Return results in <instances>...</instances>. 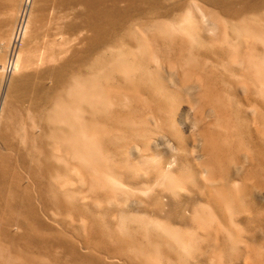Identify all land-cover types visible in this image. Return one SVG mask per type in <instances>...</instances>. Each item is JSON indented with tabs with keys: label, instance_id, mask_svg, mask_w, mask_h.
<instances>
[{
	"label": "bare ground",
	"instance_id": "obj_1",
	"mask_svg": "<svg viewBox=\"0 0 264 264\" xmlns=\"http://www.w3.org/2000/svg\"><path fill=\"white\" fill-rule=\"evenodd\" d=\"M6 1L0 0V13ZM133 1L55 0L53 7H47L49 1H44L45 6L39 7V17L27 21L26 25L22 12L16 19L13 16L8 20L11 29L5 36L14 43L13 46L16 44L11 47L14 50L11 71L25 70L27 73L21 79L12 80L14 101L6 97L4 86L0 88V264H172L165 263V252L159 249L157 242L162 241L165 246L177 245L175 232L167 229L166 222L158 225L162 233L152 230L157 225L135 227L140 231L139 236L149 243V249L131 248L127 253L105 250L108 242L127 244L114 231L116 226L127 228L130 222L159 220V216L130 217L121 213L114 225L111 220L97 217L99 210L94 207H100L101 216L108 212L110 219L115 218L117 211L106 210V205L118 189H126L120 179V167L131 161L126 156L118 159L116 154L119 151L125 155L120 143L125 145L127 141L123 138L116 145L114 143L125 136L126 130L130 135L132 127L111 126L120 133L106 138L109 133L100 125L103 119L111 120L114 125L120 116L118 112L125 110V107L117 106V98L125 95L132 102L154 108L159 124L168 128L171 134L174 131L171 111L161 117L163 105L172 102L166 101L168 90L156 84L144 86L149 68L141 71L139 63L143 55L136 49L145 46L151 47L156 55L158 52L173 54L181 65H185L186 61L196 59L194 49L206 46L194 35L181 36V32H186L180 19L159 23L163 26L160 37H156V33L136 34L131 26L126 30L124 21L118 18L129 14V7L138 5ZM263 2L242 1L243 8L227 28L234 38H254L250 44L230 47L232 53L236 48L242 49L238 59L243 69L231 73V76L239 74L241 81L227 79L226 86L230 89L226 90L225 81H211L210 69L207 78L197 65L191 69L202 84L198 101L215 106L201 131L208 142L212 143L215 129H211L209 121L215 120L219 124L226 119L233 122L231 129L235 135H244L250 144L253 143L252 133L246 130V120L252 118L260 124L254 127L255 132L264 139V90L260 88L264 85V56L252 54L257 48L258 37L264 34ZM120 3L124 5L120 6ZM77 5L82 8L78 10ZM77 11V18L65 21ZM2 20L0 17V25ZM30 25L32 34L29 33ZM140 27L146 26L142 23ZM164 42L165 49H158L157 46ZM73 43L81 44V50H76V45L70 50ZM31 68L36 69L35 83L29 71ZM238 86L243 90V98L238 97ZM233 100L235 102L230 106ZM112 101L115 102L108 107ZM224 129H227L225 124ZM257 143L263 145L261 141ZM257 150L259 158L250 155V159L258 168H264V155L258 144ZM220 152L224 149L218 148L217 155ZM216 167L219 168L217 162L212 164L209 174L214 186L200 194V198L215 210L218 208L210 200H226L229 191L236 189L235 182L227 176L226 183L223 178H218ZM160 177H167L162 168L155 172V180ZM150 183L151 179L140 187ZM205 212L200 223H217L209 210ZM67 215L76 219L78 226L72 227V222L65 218ZM189 215L192 217V212ZM55 222L61 223L62 227L56 226ZM82 229L87 236L81 237ZM149 236H156V240L150 241ZM215 240L210 247L212 256L195 264H223L220 245ZM251 262L255 264L254 259ZM258 262L261 264L260 258ZM244 264L249 263L245 260Z\"/></svg>",
	"mask_w": 264,
	"mask_h": 264
},
{
	"label": "rangeland",
	"instance_id": "obj_2",
	"mask_svg": "<svg viewBox=\"0 0 264 264\" xmlns=\"http://www.w3.org/2000/svg\"><path fill=\"white\" fill-rule=\"evenodd\" d=\"M44 1H49L46 4L47 7H53L55 0H8L2 5L0 88L1 85L4 86L6 97L12 101H14V92H11L12 80L21 79L27 72L25 70L20 73L11 71L13 65L11 55L14 51L11 47H15L16 44L13 46L14 43L9 42L10 38L5 36L11 29L8 20L13 16L16 19L22 12L21 16L25 18L26 25L27 21H33L39 17V7L45 6ZM242 1L244 0H135L133 4L138 5L129 7L130 13L118 18L119 21H124L126 30L128 26H131L136 34L156 33V37H160L163 31V26L159 23L180 19L186 32L180 31L181 36L184 37L187 33L194 35L206 46L202 49H194L196 59L186 61L185 65H181V61L173 54L158 52L156 55L151 47L145 46L136 49L143 55L139 63L141 71L145 67L149 68L144 86L156 84L159 88L168 90L166 101L172 100V102L163 105L161 117L164 118L171 111L173 134L168 128L159 124L160 119L155 116L154 108H147L140 102H132L125 95L116 97L115 100L117 106L125 107L122 113L118 112L120 116H117V122L114 125L109 119H103L100 122V125L109 133L106 138L120 133L117 128L111 126L127 129L132 127L130 135L126 130L125 136L114 143L116 145L123 138L126 139L125 145L120 143L125 155L119 151L116 155L118 159L126 156L131 164H123L120 167V179L126 189L122 191L118 189L116 196L106 205V210L109 209L113 213L117 211V216L110 219L108 212L101 216L100 207L94 206L96 210H99L97 217L106 221L111 220L114 225L118 223L121 213L130 217L136 215L161 218L148 222L133 221L127 228L116 226L114 231L127 241V244L108 242L105 246L106 251L127 253V250L131 248L149 249V243L139 236L140 231L135 230V227L142 229L157 225L156 228L153 226L152 230L162 233L158 225L166 222L167 229L175 232L177 245L165 246L162 241H157L159 249L165 252V263L195 264L200 259L210 258L212 256L210 247L214 242L213 239H216L215 241L220 245V257L223 264H244L245 260L249 264H254L251 259H254L255 264H260L258 258L261 264H264V168H258L250 159V155L259 158L257 144L264 155V139H260L254 129L260 124L254 122L252 118L246 120V130L252 133L253 140V143L249 144L246 142L248 138L244 135H235L231 129L232 121L226 119L218 124L215 120H210L211 129H215L212 134V143L208 142L201 131L209 115L214 113L215 106L207 101H198L202 93V84L198 81L197 74L191 72L192 67L197 65L203 70V76L207 78V70L210 69L211 81L218 83L225 81L226 90L230 89L226 86L227 79L242 80L239 74L231 76L234 70L243 69L238 59L242 49L236 48L232 53L230 47L250 44L254 38L250 36L234 38L232 33L227 31L229 22H234L236 18L233 17L243 8ZM254 1L261 3L264 0ZM123 5L124 3H120V6ZM76 8L80 10L82 7L77 5ZM78 14L79 11L72 13L71 18L65 21L77 18ZM226 19L228 22H225ZM262 22L264 23V20ZM142 23L146 26L145 28L140 27ZM30 27L32 25L29 26V33L32 34ZM4 37H7V40ZM263 37L264 34L258 37V45L252 53L253 56H264ZM20 38L22 33L18 43ZM3 42L4 46L1 45ZM178 44L181 43L178 42ZM75 45L73 43L70 50ZM165 47L166 42L157 46L161 50ZM81 48V44L75 46L78 51ZM175 51L179 52L176 49ZM34 69L31 68L29 71L35 83L37 80L34 76L36 69ZM151 87L148 89L150 90ZM260 88L264 90V85ZM237 90L238 97L243 98L242 88L238 86ZM105 97L109 98L107 95ZM115 101H112L108 107ZM234 102L235 100L230 102V106ZM251 113L250 110V116ZM123 118L126 120L122 121ZM224 124L227 129H224ZM257 141L263 142V145ZM224 143L228 144L224 145ZM218 148H223L224 152L217 155ZM113 156H115L114 152ZM112 162L114 164V161ZM216 162L220 168L219 170L216 167L218 178H223L226 183L227 176L229 180L235 182L236 189L229 191L226 200L217 202L210 200L218 208L215 210L212 205L200 198V194L214 186L215 182L210 180L209 174L212 164ZM155 164L157 165L154 166ZM159 168L167 173V177L155 180V172ZM73 174L78 175L75 171ZM79 174L82 175V172ZM149 179L151 183L148 186L140 187ZM206 210L213 214L217 223H200L199 220L206 215ZM190 212L192 217L189 215ZM65 218L72 222V227L78 226V221L72 216L67 215ZM56 224L62 227L61 223ZM87 234L83 229L80 231L81 237ZM72 237L77 239L75 236ZM155 238L156 236H149L150 241L156 240Z\"/></svg>",
	"mask_w": 264,
	"mask_h": 264
}]
</instances>
